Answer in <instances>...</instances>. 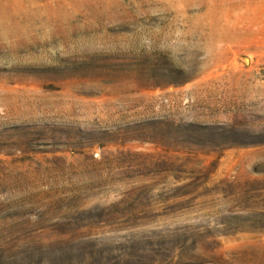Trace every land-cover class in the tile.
<instances>
[{"label": "rangeland", "instance_id": "374dc122", "mask_svg": "<svg viewBox=\"0 0 264 264\" xmlns=\"http://www.w3.org/2000/svg\"><path fill=\"white\" fill-rule=\"evenodd\" d=\"M0 264H264V0H0Z\"/></svg>", "mask_w": 264, "mask_h": 264}]
</instances>
